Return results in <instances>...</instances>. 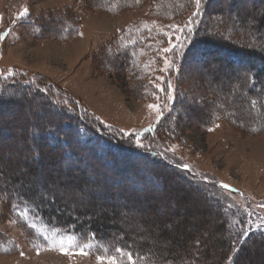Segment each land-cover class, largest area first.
I'll use <instances>...</instances> for the list:
<instances>
[{
  "label": "rangeland",
  "instance_id": "rangeland-1",
  "mask_svg": "<svg viewBox=\"0 0 264 264\" xmlns=\"http://www.w3.org/2000/svg\"><path fill=\"white\" fill-rule=\"evenodd\" d=\"M114 1L101 10L94 0H0V70L47 79L97 119L104 135L122 138L135 151L111 154L117 149L113 141L97 138L76 121V127L66 124L69 141L80 140L91 152L72 150L73 158L59 161L61 153L54 151L51 161L37 166L33 147L22 151L34 137L23 132L35 118L49 115V106H34L36 96L23 98L21 91L9 90L6 96L13 100L0 97V154L19 169L26 164L33 168L37 198L61 199L75 220L84 205L115 206L119 218L108 223L114 238L126 237L132 229V240L158 245L138 221L145 214L135 205L130 209V201L143 196L152 201L154 214L172 219V227L180 215L203 224L194 236L202 248L215 246L224 236L217 233V226L225 225L223 218L235 234L228 214L249 213L247 226L264 232V78L256 79L255 72L241 77L247 66L229 64L208 46L225 44L264 60V7L248 10L242 2L230 8L231 0H201L200 13L194 16L195 0ZM115 5L119 8L112 10ZM189 20H194L192 33H172V25L183 28ZM164 32L173 35L174 43L175 37L186 36L185 47L164 53L169 46ZM164 57L172 63L167 72L161 71ZM66 113L71 116L73 111ZM91 155L100 165L90 163ZM173 163L190 171L173 169ZM49 178L50 184L41 181ZM3 183L14 191L22 186L4 177L0 167ZM5 207L0 201V264H98L100 254L88 249V256L72 254L92 243H81L71 233L47 228L34 214L21 213L26 230L14 207L13 212ZM81 219L93 217L85 214ZM61 246L70 248V254L63 255ZM211 257L209 262L215 260Z\"/></svg>",
  "mask_w": 264,
  "mask_h": 264
},
{
  "label": "trees",
  "instance_id": "trees-1",
  "mask_svg": "<svg viewBox=\"0 0 264 264\" xmlns=\"http://www.w3.org/2000/svg\"><path fill=\"white\" fill-rule=\"evenodd\" d=\"M94 1L98 8L101 7V10L115 3L114 0ZM239 2L246 4V6L248 5V10H252L253 8L261 9L264 7V0L228 1L230 8L232 6H238ZM116 8H119V6H113L112 10H116ZM251 14L253 13L251 12ZM194 45L197 46V43H194ZM208 46L222 54L221 56L223 59L224 57H227V62H229V64H241L240 67L243 65L247 66L245 71L240 72L241 77L246 78L251 75L250 73L255 72L252 76L256 79L264 78V60L261 58H256L257 56H254L253 54H248L244 51L242 52L241 50H237L236 48L225 44L210 42ZM215 53L216 52H214L213 55H215ZM10 72L11 73L0 70V94H2L0 97L6 98V100L10 99L6 96V92L9 90H13V92L19 90L21 91L19 95L23 98H34V96L39 98V100L33 101L34 106L42 104H48L49 106V115L45 116L43 119L39 117L35 118L34 122H31L32 127L29 126L26 128L27 132L26 130L23 132L34 137L31 142L28 140L25 142L22 151L25 152L30 146H32L33 149L35 148L39 153L38 159H32L35 165L39 166L44 160L51 161L49 154L54 151L61 153L59 161L66 158H73V151L78 152L79 154H82V152L85 151L91 152L90 147L85 145L86 143L81 142L80 140H78L79 142L69 141V137H71V129L68 128L66 124L71 123L75 126L76 121L80 123L78 125L80 128L95 134L97 138H109L113 141L116 144L117 149L112 150L110 152L111 154L115 152L118 155L123 154L124 156V154L129 153L128 150L135 151L133 150V145H128L122 138L104 135L101 132V123L97 119L92 118L87 111L84 112L79 104L77 105L75 102H72L67 94L59 91L55 84L44 78L36 79L35 77L25 75V73L17 74L13 70ZM11 97L14 98L15 96L12 95ZM47 98H52V100H47ZM68 99L72 103H67ZM67 109L73 111L71 116L66 113ZM82 113L87 116L85 117L86 119L83 118ZM34 129L36 132L35 135H33ZM54 137L63 140V142L54 141ZM38 143H41V149H39ZM126 144L127 148H125ZM91 156L92 159L90 160V163L93 166L96 165L93 163L100 165L98 162L99 158L95 155ZM140 156L141 158L148 160L147 156L143 154H140ZM18 159L19 158H17V160ZM22 160L24 164H26V161L24 159ZM5 161L4 153L0 154L2 175L10 180L12 179V181H16V179L19 180V183H21L22 186L14 191L9 185H5V183L0 184V201L7 206V209L5 207L6 211L10 210L13 212L14 210H12L11 207H14L16 214L14 212L13 214L15 215V218L19 223H23L22 225H24L26 230H29V227L20 219V214L24 213L28 215V217H31L34 214L32 217H38L40 222L47 228L71 233L72 235H75L78 239L77 241L81 243L83 240L90 242L92 245L88 248V251H93L95 254H100L101 256H114L121 264H132L127 258V253L132 254L134 264H146L149 260L163 261L164 263L168 262L172 264H264V232H255L252 228L247 226V215L249 213H244L242 215L240 212V215L242 216H238V214L231 216L232 214H228V217L232 220L231 225L235 229V234L230 230V223L224 220L222 216V222L225 221V225H223L227 226V232H224L223 225L217 226V233L224 234V236L219 238L215 246L212 245L213 247L211 246L207 248L204 245L202 248L198 241H194V236L200 232V229L202 231L203 224L200 225L197 223L196 225V223L191 221V216L183 218V216L180 215L181 221L178 222L175 227H172L169 224L171 223V218L167 220L154 214L155 209L154 206L151 205L152 201L148 196H143V198L140 199H133L130 201V203H132L130 209H134L135 205L139 207L140 212L145 214L140 217L138 221L142 223L143 227H145L149 234L154 236L156 242H158V245L155 244L148 247L144 242H139L130 238L129 232H131L132 229H130V231L127 230L128 233L126 237L119 239L111 236L113 235V232L109 229L108 223L112 220V217L119 218V213L115 206L112 205L108 208L92 204L91 206L84 205L80 210H77L79 216L84 217V215L87 214L88 217H93V219L88 221L78 217L80 219L77 218L75 220L69 214L67 203L61 202V199L56 201L53 199V195L50 197L46 195L44 198H37L38 189L31 184L35 180V171L33 168H27L26 164V167L24 166V168L19 169V166L13 161ZM54 162L55 161H53V163ZM170 166L173 169H183L178 167L177 163L170 164ZM3 170L6 171L4 172ZM25 170L27 171V174H22ZM41 181L50 184V178L46 181L41 179ZM4 186L9 187L5 188ZM177 193L181 194L182 191L178 190ZM181 196L185 197L186 195ZM100 209H103L102 213L101 211L99 213ZM27 210L32 213H29ZM96 210L98 213H95ZM166 226L168 229H165ZM157 228L159 230H156ZM188 228H191L192 232L188 233ZM205 234L209 233L206 232ZM162 240L168 245L159 243L162 242ZM207 242V238L204 237L202 243L206 244ZM117 248L122 249L123 253H118L116 251ZM144 250H146L147 253L143 252ZM240 252L241 256L239 255ZM211 256H215V260L209 262L212 258Z\"/></svg>",
  "mask_w": 264,
  "mask_h": 264
},
{
  "label": "snow or ice",
  "instance_id": "snow-or-ice-1",
  "mask_svg": "<svg viewBox=\"0 0 264 264\" xmlns=\"http://www.w3.org/2000/svg\"><path fill=\"white\" fill-rule=\"evenodd\" d=\"M137 2H139V0H137ZM195 4H196V9L197 11L193 13L194 16L196 15H199V10H200V6H201V0H195ZM22 16H26L27 15V9H25V11L23 13H21ZM192 23H194V20H189L188 24L185 25L183 28L181 27H178L176 25H172L171 26V30H172V33H176V32H179L181 33V35L184 34L185 32V29L187 30V33H192L193 29L192 27H190L189 25H191ZM82 35V33H81ZM162 35H164L165 37H167V43H168V47H165L162 49V51L164 53H172L173 50L175 49H180L182 50L184 47H185V43L187 41V37L185 36V38L183 40L180 39L179 36L175 37V40L176 42L174 43L173 42V35L172 34H169L168 32H164L162 33ZM164 60V65L165 67L163 69H161V71H170L172 69V63L168 61V59L166 57L162 58ZM214 67V66H213ZM172 89V85L171 83L169 82L168 84V90L169 92L171 91ZM149 107H153L152 105H149ZM217 127H219V125H217ZM209 131H213L212 128H209L208 129ZM36 132H35V129L33 130V135H35ZM128 135H134V136H138V134H135V133H129ZM137 143V146L138 147H143V144L140 142L139 139H137L136 141ZM39 158V153L35 150V148L33 149V157L32 159H38ZM183 168L187 171H190L187 169V165H184ZM22 174H27V171L25 170ZM45 239H47V237H45ZM90 248V245L89 244H83L82 246L79 247L78 251H76L75 253H72V254H75V255H80V256H88L90 253L86 250ZM60 251L63 255H69L70 254V251L71 249L70 248H64L63 246H61L60 248ZM116 251L118 253H123V250L120 249V248H117ZM21 255H23V253H21ZM127 258L130 262H132V264H134V261H133V256L131 253H127ZM96 260L98 261V264H117V260L114 256H101V255H97L96 256Z\"/></svg>",
  "mask_w": 264,
  "mask_h": 264
}]
</instances>
